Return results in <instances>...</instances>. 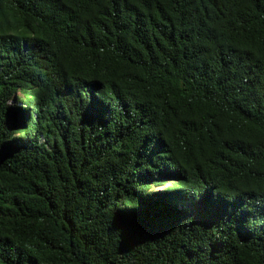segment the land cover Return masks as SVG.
Wrapping results in <instances>:
<instances>
[{"label":"trees","instance_id":"obj_1","mask_svg":"<svg viewBox=\"0 0 264 264\" xmlns=\"http://www.w3.org/2000/svg\"><path fill=\"white\" fill-rule=\"evenodd\" d=\"M0 264H264V0H0Z\"/></svg>","mask_w":264,"mask_h":264},{"label":"rangeland","instance_id":"obj_2","mask_svg":"<svg viewBox=\"0 0 264 264\" xmlns=\"http://www.w3.org/2000/svg\"><path fill=\"white\" fill-rule=\"evenodd\" d=\"M163 187H161L160 189H162ZM152 190H156V189H158V188H151Z\"/></svg>","mask_w":264,"mask_h":264}]
</instances>
